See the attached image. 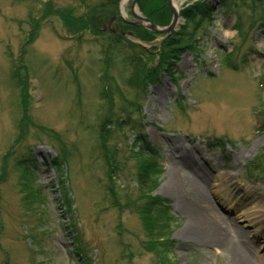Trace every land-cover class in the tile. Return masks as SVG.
<instances>
[{
    "label": "rangeland",
    "instance_id": "1",
    "mask_svg": "<svg viewBox=\"0 0 264 264\" xmlns=\"http://www.w3.org/2000/svg\"><path fill=\"white\" fill-rule=\"evenodd\" d=\"M251 1L172 0L191 44L157 69L166 35L138 22L134 0L97 33L102 0H0V264H264V1ZM201 3L207 18L187 22ZM176 143L213 211L191 185L162 190L183 167ZM216 217L221 246L181 238Z\"/></svg>",
    "mask_w": 264,
    "mask_h": 264
},
{
    "label": "trees",
    "instance_id": "2",
    "mask_svg": "<svg viewBox=\"0 0 264 264\" xmlns=\"http://www.w3.org/2000/svg\"><path fill=\"white\" fill-rule=\"evenodd\" d=\"M121 0H102L101 2V6L99 8H95L92 10V13L90 15V29L94 32H99V30L101 28H103V26L108 25L112 19L118 14V10H119V4H120ZM262 1L264 0H260L258 2L262 3ZM252 3H254V5H256V1L253 0L251 1ZM203 3L199 4V7H196L195 10H193V8L191 10H186L182 13V16L186 18L187 22L188 21H193L194 18L200 17V19H205L207 18V13H208V9L204 6ZM201 5V6H200ZM263 5V13L262 17L264 19V4ZM138 7L139 10L143 13L144 16H146L149 20H151L155 25H159L161 27H166L171 23V18L173 17V13L171 10V7L169 5L168 0H139L138 1ZM251 9H255L254 7ZM193 10V11H192ZM172 14V15H171ZM84 21L80 22L83 24ZM80 23H76L75 25L72 24V26L76 27L78 26ZM125 27H128L129 29H131V32H134L136 34L137 37H139V39H141L144 42H150L153 38V32H150L148 30H146L145 28H143L140 25H137L135 23L132 24H127L124 23ZM34 31V30H33ZM33 31L30 34V40L27 42V44L31 41V37L33 36ZM165 44L167 46V52L171 53L170 56L169 55H163L161 56V60H160V64L158 65L157 69H159V66H161L163 63H169L174 59H177L180 55V52L183 51L184 49L188 48L190 46L191 43H189L188 40H186V36L190 38V33H188V31H185L184 29H181L179 31H175L173 33L170 34H165ZM122 37V36H120ZM118 35V37L116 38V40L119 41V39H121ZM171 51V52H170ZM135 59L133 58L132 61H134ZM162 71L166 70L164 68H162ZM167 69V68H166ZM169 71V69L167 70ZM167 73V72H166ZM15 76L17 77V72L15 74ZM19 79V78H18ZM19 84L20 86L23 85V83L20 81L19 79ZM21 91H22V97H23V108L25 109V114L27 116V110L24 106L25 103V99L27 98L26 95V89L21 86ZM264 114V111H263ZM25 116V117H26ZM26 119H24L21 124L20 127L22 128V135L20 137V139L26 135L27 133V129L28 126L26 125ZM20 131V130H19ZM151 169V170H150ZM154 169V167H147V165H145L142 169H140L139 173H138V183L139 186L141 187L142 190H146L148 191V195L151 196V193L153 192V189H155L156 186V168L154 169V175L151 176V171ZM158 202V204H156L158 207L160 208H166L165 204L167 203V201L162 200L160 197H155V199ZM166 202V203H165ZM160 229L163 230H167V226L165 225H160L159 226ZM168 238V236L166 237Z\"/></svg>",
    "mask_w": 264,
    "mask_h": 264
},
{
    "label": "bare ground",
    "instance_id": "3",
    "mask_svg": "<svg viewBox=\"0 0 264 264\" xmlns=\"http://www.w3.org/2000/svg\"><path fill=\"white\" fill-rule=\"evenodd\" d=\"M139 13V12H137ZM153 140L156 142L160 141V138L158 137V135H154ZM174 152H175V156L173 157L174 160L173 162L177 165L183 166L182 169H179V172H177V170L175 168L170 169L167 172V176H168V180L165 182V184L162 187V190L164 191V193H168V194H175L178 193V188L183 185V186H188L191 185L194 187V190L196 192H200L201 194V198L205 201V205L208 206V208L211 209V211L214 210L213 204L211 202V197L209 196V188H210V183L208 180V177L205 176V178L203 179V186L205 187H209L207 190L202 188V192H201V186H199L198 184H191V173L187 172L186 170H192L197 172L198 170V166L195 164V160L193 159V155H191L189 152H184L183 147L181 144L176 143L174 144ZM197 174V173H196ZM206 184V185H204ZM153 194V192L151 193ZM152 196V195H151ZM155 197H158V195H155ZM252 197L258 198V197H254V195H252ZM160 198L162 200L165 201V198L161 197ZM230 206L233 207L234 205L232 203H230ZM214 216H216V214H214ZM251 214H242L240 222H245V221H250V219H252ZM256 218V217H253ZM233 222L235 221L236 223L238 222V219L235 218L234 220H230L229 222ZM213 226L212 229L213 231H210L209 233H199V232H187V233H183L181 238L184 239H191L194 241H199L202 242L204 244L207 245H212L214 247H218L219 245L221 246L222 244V240H221V235H222V227L219 226L220 222L218 220V217L215 218V221L212 222ZM236 227H238L237 225H235ZM240 228V226L238 227ZM236 229V228H235ZM224 233V232H223ZM234 236L236 238H239V234L237 233V229L234 230Z\"/></svg>",
    "mask_w": 264,
    "mask_h": 264
},
{
    "label": "water",
    "instance_id": "4",
    "mask_svg": "<svg viewBox=\"0 0 264 264\" xmlns=\"http://www.w3.org/2000/svg\"><path fill=\"white\" fill-rule=\"evenodd\" d=\"M171 1L172 0H169L170 4H171ZM136 3H137V0H134L132 10H134V6H135ZM172 10H173V13H174V18H173L172 24L168 28H166V30H160L153 24L151 26H149V28L152 29V30H155V31H159V32H172L174 30V28H175L176 22H177L178 17H179L177 11L175 10V8L172 7ZM135 16L138 19H140V20H144L146 22H149L148 19L143 18L142 16H139L137 14H135Z\"/></svg>",
    "mask_w": 264,
    "mask_h": 264
}]
</instances>
